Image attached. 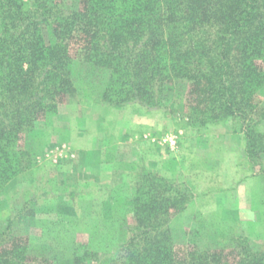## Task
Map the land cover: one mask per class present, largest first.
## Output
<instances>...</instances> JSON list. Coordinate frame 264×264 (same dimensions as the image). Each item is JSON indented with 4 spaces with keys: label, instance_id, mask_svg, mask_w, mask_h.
<instances>
[{
    "label": "rangeland",
    "instance_id": "rangeland-1",
    "mask_svg": "<svg viewBox=\"0 0 264 264\" xmlns=\"http://www.w3.org/2000/svg\"><path fill=\"white\" fill-rule=\"evenodd\" d=\"M44 35L49 40L47 28ZM69 71L50 122L36 117L19 141L30 164L0 190V231L28 246V261L73 264L86 247V264H123L132 199L147 177L163 178L178 190L165 193L182 197L160 219L177 260L215 251L234 262L238 240L264 252V152L245 151L239 117L200 123L186 106L187 83L152 102L111 105L102 98L107 70L74 60ZM257 102L249 116L264 132V85Z\"/></svg>",
    "mask_w": 264,
    "mask_h": 264
},
{
    "label": "trees",
    "instance_id": "trees-1",
    "mask_svg": "<svg viewBox=\"0 0 264 264\" xmlns=\"http://www.w3.org/2000/svg\"><path fill=\"white\" fill-rule=\"evenodd\" d=\"M77 1L65 9L54 0H0V190L30 164L19 141L36 117L50 122L57 97L69 91L74 60L108 71L102 98L111 105L152 102L175 83L189 84L185 102L194 119L239 117L245 151L260 157L264 132L249 114L264 85V0ZM165 182L138 184L123 264H264V252L243 240L234 262L215 251L177 260L160 219L182 197L165 193L178 192ZM8 231H0V264H41L28 261V246ZM91 256L77 249L72 263Z\"/></svg>",
    "mask_w": 264,
    "mask_h": 264
}]
</instances>
